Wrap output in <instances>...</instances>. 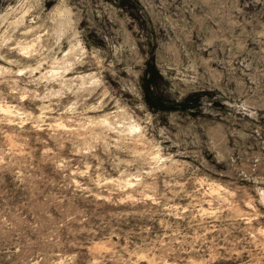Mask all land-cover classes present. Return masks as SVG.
Returning a JSON list of instances; mask_svg holds the SVG:
<instances>
[{
  "label": "rangeland",
  "instance_id": "374dc122",
  "mask_svg": "<svg viewBox=\"0 0 264 264\" xmlns=\"http://www.w3.org/2000/svg\"><path fill=\"white\" fill-rule=\"evenodd\" d=\"M73 4L94 60L77 72L98 73L127 138L81 140L41 110L18 74L44 43L22 36L33 6L0 0V264H264V0Z\"/></svg>",
  "mask_w": 264,
  "mask_h": 264
},
{
  "label": "clouds",
  "instance_id": "9594fccd",
  "mask_svg": "<svg viewBox=\"0 0 264 264\" xmlns=\"http://www.w3.org/2000/svg\"><path fill=\"white\" fill-rule=\"evenodd\" d=\"M25 2L27 3L29 0H25ZM30 3L33 6L34 26L29 25L22 36L26 38L31 32L36 34L33 36L36 44L40 43L41 38L44 43L40 47H35L32 45V41H28L29 45L35 47L32 58L38 56L39 59L35 67H25L24 71L18 74L23 75L24 72H27L30 77L28 82L35 84L37 88L44 85L43 94L34 93L32 99L48 102L41 109L42 111H52L55 108L58 113L57 118L63 117V123L69 125L68 131L87 134L80 135L79 139L103 144L108 139V133L117 132L121 137L116 145L119 146L127 138L128 121L124 110L117 102L113 106L115 111L104 114L103 109L107 106L104 102L107 100L112 103V98L107 90L103 89L98 73L88 76L80 75L77 72V68L83 63L94 64V60L86 59L82 54L83 49L78 47L82 35L81 31H78L79 9L74 11L73 0H30ZM56 9H61V11L58 12ZM62 41H66L70 45L69 53L59 51ZM9 43L10 38H6L3 44H0V53L3 48L8 47ZM19 47L20 43H17L8 51L11 53ZM6 55V53L0 54V60L5 59ZM57 56L60 58L57 59ZM8 63L18 64L19 61L9 60ZM45 65L48 66V69L59 68V78L46 69L39 78L31 79L35 72L40 71ZM4 71L9 70L5 69ZM69 73H73V75L69 77ZM50 76L51 79H49ZM53 88L55 90H52ZM93 96H96V102L92 105L87 104V101ZM89 112H99L100 115L89 119L87 115ZM110 122L112 126H109ZM54 126L62 127L63 125Z\"/></svg>",
  "mask_w": 264,
  "mask_h": 264
},
{
  "label": "trees",
  "instance_id": "16d2710c",
  "mask_svg": "<svg viewBox=\"0 0 264 264\" xmlns=\"http://www.w3.org/2000/svg\"><path fill=\"white\" fill-rule=\"evenodd\" d=\"M147 90V89H146Z\"/></svg>",
  "mask_w": 264,
  "mask_h": 264
}]
</instances>
